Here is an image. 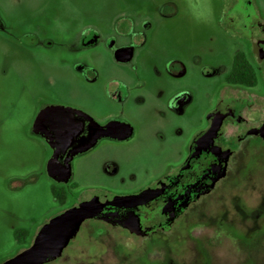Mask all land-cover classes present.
I'll return each instance as SVG.
<instances>
[{"label":"rangeland","instance_id":"374dc122","mask_svg":"<svg viewBox=\"0 0 264 264\" xmlns=\"http://www.w3.org/2000/svg\"><path fill=\"white\" fill-rule=\"evenodd\" d=\"M229 4L0 0V262L64 211L155 185L227 104L237 113L247 106L241 113L254 126L264 119V72L245 34L223 26ZM240 50L262 72L256 88L242 86L247 97L230 93L226 81ZM61 107L105 129L126 123L125 137L107 133L77 152L67 178L53 171L55 148L40 128L43 114ZM258 136L241 150L234 175L194 203L181 223L135 243L131 230L89 217L60 254L41 264H264ZM54 182L66 186L65 204L54 197ZM19 227L30 231L25 243L15 237Z\"/></svg>","mask_w":264,"mask_h":264},{"label":"flooded vegetation","instance_id":"af4514ba","mask_svg":"<svg viewBox=\"0 0 264 264\" xmlns=\"http://www.w3.org/2000/svg\"><path fill=\"white\" fill-rule=\"evenodd\" d=\"M229 1V8L220 16L222 24L245 34L246 40L254 45V52H249L264 72V13L260 8V0ZM261 71L258 70L259 76ZM245 91L242 85H233L230 93L247 97ZM248 98L255 102L252 97ZM241 103H244V99ZM245 110H248L247 106H242L240 113H237L227 104L224 112L216 111L209 120V126L201 134L192 137L184 149L182 159L171 172L159 177L155 185L135 195L136 199L122 198L114 203L105 201V205L93 217L108 225H121L131 230L134 242L136 237L156 236L160 230L166 231L174 224L181 223L183 213L194 203L214 192L234 175L242 161L240 152L245 144L252 141L254 135H259L260 140L264 138L261 129L264 127V119L254 126L241 113ZM124 125L126 123L115 129L124 134Z\"/></svg>","mask_w":264,"mask_h":264},{"label":"water","instance_id":"95a60500","mask_svg":"<svg viewBox=\"0 0 264 264\" xmlns=\"http://www.w3.org/2000/svg\"><path fill=\"white\" fill-rule=\"evenodd\" d=\"M40 123L55 148L51 167L61 178H67L69 174L70 159L77 152L91 147L102 135L109 133L126 136V133L120 134L117 129H105L96 124L83 112L65 107L46 112ZM126 199H136V196ZM103 205L105 202L96 205L83 203L75 209L54 216L37 232L28 246L0 264H41L60 254L83 221L95 216Z\"/></svg>","mask_w":264,"mask_h":264},{"label":"trees","instance_id":"16d2710c","mask_svg":"<svg viewBox=\"0 0 264 264\" xmlns=\"http://www.w3.org/2000/svg\"><path fill=\"white\" fill-rule=\"evenodd\" d=\"M226 81L228 84L242 85L246 87H255L259 83L260 76L258 70L245 51L240 50L235 55L232 70L227 73ZM51 190L54 197L61 204H65V202L67 201L66 186L54 182L51 186ZM14 234L18 242L25 243L27 241V237L30 234V231L26 228L19 227L14 230Z\"/></svg>","mask_w":264,"mask_h":264}]
</instances>
